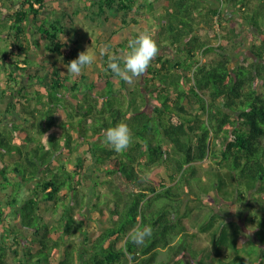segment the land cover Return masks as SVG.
<instances>
[{"label": "trees", "instance_id": "16d2710c", "mask_svg": "<svg viewBox=\"0 0 264 264\" xmlns=\"http://www.w3.org/2000/svg\"><path fill=\"white\" fill-rule=\"evenodd\" d=\"M72 2L0 0V99H8L0 111V195L8 208L0 206V264H263L264 0H81L69 12ZM224 8L253 30L251 58L223 52L220 43L237 37ZM81 12L97 27L120 15L112 32L125 31L122 39L104 42L117 56L141 33L172 53H159L131 83L107 69V55L85 68L90 73L63 74L55 56L68 65L82 52ZM140 21L148 28H127ZM39 47L55 59L30 60ZM119 123L130 127L132 143L117 153L104 132ZM86 160L97 197L90 211L100 216L94 237L84 213ZM206 160L216 188L225 184L244 204L237 215L254 224L255 239L237 242L241 225L212 216L199 225L218 222L210 244L194 247L183 223L192 210H182L172 186L197 179L195 164ZM145 227L152 235L137 246L130 235Z\"/></svg>", "mask_w": 264, "mask_h": 264}, {"label": "rangeland", "instance_id": "374dc122", "mask_svg": "<svg viewBox=\"0 0 264 264\" xmlns=\"http://www.w3.org/2000/svg\"><path fill=\"white\" fill-rule=\"evenodd\" d=\"M81 0H73L72 3H68L67 10L71 12L73 9L76 8H82V2ZM161 4V1H158L156 6H159ZM51 5L57 9H60L63 7L64 3L61 1H55L52 2ZM224 14L227 18H230L231 22H234L237 24V37L234 39V42H221L220 45L224 48L223 52L230 54L233 56V59L236 60L241 59L243 57L251 58V54L248 51L249 45L252 43L253 38V30L243 23L241 17L239 14H236L235 12L231 13V11L228 8H224ZM109 13V12H108ZM110 15V14H109ZM111 16V15H110ZM127 18H130L131 15H126ZM120 15H112L110 17V20L106 23L100 21V26H96V24H93L90 20L85 19L83 17V12L80 13L79 16L75 18V29L76 33L78 34L77 37L81 38V51H86L89 48V52L94 53L96 57V61L99 62L100 60V54L99 49L101 46L106 45L104 42L110 41L113 45H115L119 40L122 39V33L125 31H118V33H113V29H117V26L120 24L119 22ZM139 18V17H138ZM128 29L134 30V31H141L142 29H147L148 24L144 21H140V23L137 26H134L133 24H130ZM153 29V28H152ZM96 40H99L100 44H94ZM159 53L162 52H168L172 53V51L166 47L159 45ZM216 53H219V50H216ZM215 52H213L210 56H215ZM56 57V65L61 69V72L63 74L67 73V65L64 63L62 58ZM29 58L32 61L35 60H42V62H51L55 58H53L51 53L46 52L42 47H39L36 52L30 51L29 52ZM98 65V64H97ZM84 72L90 73L89 70L85 69ZM70 76V75H69ZM8 99L1 100L0 99V111L4 110V102L7 103ZM6 120H11V117L6 118ZM7 159L11 160L12 158L7 157ZM84 170L87 171L86 179L84 180V188L83 190L87 192L88 194V206H86V209L84 210V213L88 216V232L90 236L94 237L96 236L98 232V226L97 222L95 221L96 218H100L98 215V212H91V204L97 201V197L93 195V190L90 186L91 184V177L93 178V173L88 171L91 167V162L89 160L85 161L84 164ZM196 166V176H198L197 179L190 181L188 184L186 183V180H182L180 184H176L175 186H172L173 183H171L172 186V192H178L181 197V205L182 210L185 209V212L187 209H191V213L188 217H185L183 219V223L186 227V231L189 232V234H195V238L193 240V245L195 248L197 247H203L205 245L208 246L210 244V232L215 229V227L218 225V222L215 221L212 228H208L204 231L199 230V225L205 224L206 221L210 220V218L213 216L216 219L224 218L225 221H236L239 225H241V232L238 237L237 242H245L249 237L252 239H255L254 236H252V229L254 227L253 223H246L244 222L245 218H241L239 215H237L238 211L245 210L244 204L239 202L238 200L230 199V194L225 191L228 189L227 186L222 185L221 188H216V175L214 173V165L211 160H206L203 162H199L195 164ZM159 176L164 177L166 180H168L166 177V173L163 170L159 171ZM30 186V185H28ZM101 191H104V187H102ZM96 192V191H95ZM26 193L25 191L22 192V195ZM229 200H223L225 199ZM243 196L245 198H250L248 193L246 192ZM22 197V196H21ZM171 198V197H170ZM175 200V199H173ZM168 203H174L171 199L167 200ZM166 200L163 202H167ZM3 205L5 207L6 205V196L0 195V206ZM2 206V207H3ZM45 204H42V215H44V218L50 222L53 220V216L50 212H45L44 210ZM103 206V205H102ZM247 210L246 218L250 215H253V213H257L258 204L254 205L253 210ZM5 212H8V208L5 207ZM77 219H80L79 214L76 215ZM92 218V220H90ZM8 220L6 223H8ZM106 224V223H105ZM9 256V261H12V253ZM185 261L189 262L192 261L190 254H185ZM181 264H184V261L181 260ZM264 264V263H263Z\"/></svg>", "mask_w": 264, "mask_h": 264}, {"label": "clouds", "instance_id": "9594fccd", "mask_svg": "<svg viewBox=\"0 0 264 264\" xmlns=\"http://www.w3.org/2000/svg\"><path fill=\"white\" fill-rule=\"evenodd\" d=\"M99 54L101 56L107 55V69H110L116 78L131 83L146 73L151 62L159 54V47L151 35L141 33L135 39L129 40L128 51L121 56L109 52L106 45L100 47ZM95 59V54L89 52V48L80 52L78 57L67 65V75L73 78L79 77L86 67H90L94 63ZM104 136L105 142L111 145L117 153L126 151L132 143V132L126 123H119L108 128L104 132ZM151 235L152 229L150 227L137 228L131 233L130 239L135 245L140 246Z\"/></svg>", "mask_w": 264, "mask_h": 264}]
</instances>
